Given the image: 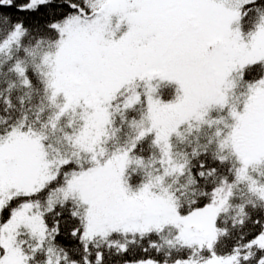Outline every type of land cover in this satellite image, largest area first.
I'll return each instance as SVG.
<instances>
[{
    "label": "snow or ice",
    "instance_id": "6c2138e0",
    "mask_svg": "<svg viewBox=\"0 0 264 264\" xmlns=\"http://www.w3.org/2000/svg\"><path fill=\"white\" fill-rule=\"evenodd\" d=\"M0 264H264V0H0Z\"/></svg>",
    "mask_w": 264,
    "mask_h": 264
}]
</instances>
